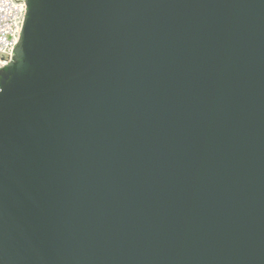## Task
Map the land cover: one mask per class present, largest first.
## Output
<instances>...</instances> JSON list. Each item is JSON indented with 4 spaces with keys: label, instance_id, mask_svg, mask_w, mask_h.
<instances>
[{
    "label": "water",
    "instance_id": "water-1",
    "mask_svg": "<svg viewBox=\"0 0 264 264\" xmlns=\"http://www.w3.org/2000/svg\"><path fill=\"white\" fill-rule=\"evenodd\" d=\"M24 4L0 264H264V0Z\"/></svg>",
    "mask_w": 264,
    "mask_h": 264
},
{
    "label": "built area",
    "instance_id": "built-area-1",
    "mask_svg": "<svg viewBox=\"0 0 264 264\" xmlns=\"http://www.w3.org/2000/svg\"><path fill=\"white\" fill-rule=\"evenodd\" d=\"M24 1L0 0V70L13 57L26 12Z\"/></svg>",
    "mask_w": 264,
    "mask_h": 264
}]
</instances>
